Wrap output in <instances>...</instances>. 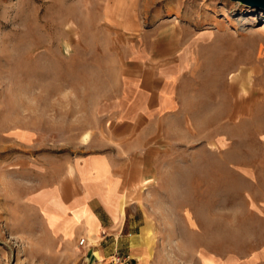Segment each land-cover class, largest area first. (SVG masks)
Here are the masks:
<instances>
[{
	"label": "rangeland",
	"instance_id": "374dc122",
	"mask_svg": "<svg viewBox=\"0 0 264 264\" xmlns=\"http://www.w3.org/2000/svg\"><path fill=\"white\" fill-rule=\"evenodd\" d=\"M138 61L177 105L124 191L144 264H264V10L231 0H0V264H84L28 196L105 145Z\"/></svg>",
	"mask_w": 264,
	"mask_h": 264
},
{
	"label": "crops",
	"instance_id": "0c3cea01",
	"mask_svg": "<svg viewBox=\"0 0 264 264\" xmlns=\"http://www.w3.org/2000/svg\"><path fill=\"white\" fill-rule=\"evenodd\" d=\"M171 65L163 64L161 69L166 70L159 74L157 66L153 75L142 61L135 63V69L125 67L119 94L104 115L109 123L103 132L105 145L82 144L78 153L67 158L58 176L28 196L50 236L73 246L79 237L86 238L84 264H109L115 252L126 256L128 264H144L145 251L133 242L146 225L142 213L136 216V203L124 191L134 171L132 156L144 153L154 137L151 124L177 107L170 91L173 79L167 69ZM139 182L145 185L148 180Z\"/></svg>",
	"mask_w": 264,
	"mask_h": 264
},
{
	"label": "built area",
	"instance_id": "2783aa9c",
	"mask_svg": "<svg viewBox=\"0 0 264 264\" xmlns=\"http://www.w3.org/2000/svg\"><path fill=\"white\" fill-rule=\"evenodd\" d=\"M103 233V232H102ZM87 243V240L85 237H81L79 240H78V245L79 246H83ZM109 264H128L127 260H126V256L125 258L124 257H121L119 252H115L112 256V259L110 261Z\"/></svg>",
	"mask_w": 264,
	"mask_h": 264
},
{
	"label": "water",
	"instance_id": "95a60500",
	"mask_svg": "<svg viewBox=\"0 0 264 264\" xmlns=\"http://www.w3.org/2000/svg\"><path fill=\"white\" fill-rule=\"evenodd\" d=\"M237 1L250 7H257L264 10V0H231Z\"/></svg>",
	"mask_w": 264,
	"mask_h": 264
}]
</instances>
